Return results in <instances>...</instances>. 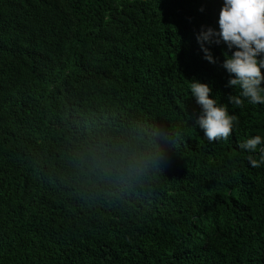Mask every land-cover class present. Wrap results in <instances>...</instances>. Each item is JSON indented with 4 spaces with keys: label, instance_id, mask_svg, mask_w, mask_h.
I'll return each mask as SVG.
<instances>
[{
    "label": "trees",
    "instance_id": "16d2710c",
    "mask_svg": "<svg viewBox=\"0 0 264 264\" xmlns=\"http://www.w3.org/2000/svg\"><path fill=\"white\" fill-rule=\"evenodd\" d=\"M222 5L0 0V264H264V105L229 104L235 49L197 42Z\"/></svg>",
    "mask_w": 264,
    "mask_h": 264
},
{
    "label": "clouds",
    "instance_id": "9594fccd",
    "mask_svg": "<svg viewBox=\"0 0 264 264\" xmlns=\"http://www.w3.org/2000/svg\"><path fill=\"white\" fill-rule=\"evenodd\" d=\"M219 31L203 29L197 35V42L204 53V59L210 63L215 60L206 44H219L221 41L232 51L225 53L223 68L230 74L228 85L238 89V94L229 95L228 103L243 107L244 101L264 105V0H223L218 17ZM260 57V59H258ZM211 88L193 79L190 81V94L202 108V114L196 124L204 131L209 142L226 140L232 133L238 117L229 114L228 106L210 98ZM262 140L259 135L247 139L239 147L255 152ZM253 168L264 164V147L260 148L259 160L248 156Z\"/></svg>",
    "mask_w": 264,
    "mask_h": 264
}]
</instances>
